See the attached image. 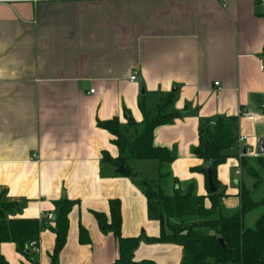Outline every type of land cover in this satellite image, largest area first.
<instances>
[{
    "label": "crops",
    "instance_id": "obj_1",
    "mask_svg": "<svg viewBox=\"0 0 264 264\" xmlns=\"http://www.w3.org/2000/svg\"><path fill=\"white\" fill-rule=\"evenodd\" d=\"M263 63L260 0L0 1V203H17L7 219L41 220L56 212L55 201H75L55 263L56 221L45 218L36 259L7 241L0 253L8 264L113 263L118 241L94 214L111 222L112 199L119 201L123 237L161 235L141 173L132 167L135 176L121 175L117 163L104 160L105 152L115 159L119 150L98 122L118 117L126 125L131 116L139 123L140 103L154 111L168 93L172 110L183 113L154 131V144L175 154L163 168L168 177L160 178L157 159L136 161L150 162L147 175L168 190L175 180L183 192L192 182L210 207L209 163L192 149L199 145L200 125L238 116V145L225 151L228 159L216 170L225 212H237L240 184L245 186L234 177L246 160L240 150L246 146L263 161L264 152L257 154L264 137ZM243 110L251 116H241ZM240 136H246L241 145ZM260 208L246 212L244 227H252L247 215ZM82 228L88 240H81ZM182 256L177 243L146 240L134 253L136 261L157 264H181Z\"/></svg>",
    "mask_w": 264,
    "mask_h": 264
},
{
    "label": "trees",
    "instance_id": "obj_2",
    "mask_svg": "<svg viewBox=\"0 0 264 264\" xmlns=\"http://www.w3.org/2000/svg\"><path fill=\"white\" fill-rule=\"evenodd\" d=\"M173 94L161 98L154 111L148 110L144 102L140 103L144 118L137 123L130 116L128 123L123 125L118 117L99 121L98 125L112 133V142L118 147L119 153L112 159L104 153L107 162L119 163L125 166L121 175L135 176L136 172L129 164L134 159H157L160 162V178L168 177L166 169L175 158L171 149L154 144V131L158 125L169 124L176 117L182 115L172 110ZM264 111V108L262 109ZM126 114L130 115L128 112ZM238 116H229L228 120L218 117L200 125L199 145L192 149L198 158H203L212 165L213 180L217 187V167L226 162L225 153L231 147L237 146L235 124ZM263 162V161H262ZM241 165L255 178V184L260 182L261 175L245 160ZM207 187H208V174ZM149 204V214L162 223L161 235L157 237H123L121 235V211L119 201L112 199L111 217L109 220L103 213H94L105 231H110L118 241L120 254L111 264H157L151 260L136 261L134 253L142 240L149 243L168 242L177 243L183 248L181 264H264V210L256 222L255 227H244V215L257 207H264V198L256 201L251 191L241 185L239 192L241 206L237 212L228 215L222 202L225 195L222 191L211 193L208 197L211 206L207 207L205 195L196 192L191 182L187 191L183 192L180 184L175 180L172 189L163 188L160 180L145 179L142 182ZM209 188V187H208ZM210 190V189H209ZM75 201L61 198L55 201L56 225L53 227L56 242L52 254V263H55L61 249L67 242L69 228V213ZM17 203H0V245L12 241L17 250L29 259L35 260L36 253L30 247L31 241L39 239L40 230L46 227L44 216L41 220L33 219H7V212L15 209ZM166 228L170 233L166 232ZM81 240H88L84 228L80 232ZM223 240V243L220 241ZM28 250V252H27ZM0 264H8L6 258L0 253Z\"/></svg>",
    "mask_w": 264,
    "mask_h": 264
},
{
    "label": "rangeland",
    "instance_id": "obj_3",
    "mask_svg": "<svg viewBox=\"0 0 264 264\" xmlns=\"http://www.w3.org/2000/svg\"><path fill=\"white\" fill-rule=\"evenodd\" d=\"M262 138H264V137H262ZM236 154H238V153H236ZM244 156L246 158V161L250 165H252L256 169V171H258V173L261 175L260 182L257 183V184H255V181H256L255 178L252 175H250L249 172L245 168H243V167L239 168L240 171H241V174L238 175V176L235 175L234 177L236 179H238V180H243L245 186L252 192V195H253L254 199L256 201H260V200H262L264 198V154L262 155L263 156V162L261 161L260 158H257L256 156H254V153L253 152H250L249 150H247V152H246V154H244ZM136 160L137 159H134L133 161H130L129 164L132 167H134L135 170L138 173H141L142 174V175L141 174L138 175V178L141 180V184L144 181V179H155V178H157V176L150 178V176L147 175V173L150 170H152V169H149L148 168V167H150L149 166V163L150 162H147L148 164H144L145 162L142 163V162H139V161H136ZM134 161H135V163H133ZM136 162H139L138 165H137ZM140 166H142V167L143 166H146L147 168L142 171L141 169L139 170V167ZM236 170L237 169H235L234 172H236ZM143 174H145V175L143 176ZM262 208H263V206H261L260 209H257L255 211H253L252 213H250L249 215H247L248 216L247 217L248 218L247 221H248L249 225H252V227H255V225H256V222L254 220V217H256V215H258L259 210H261ZM0 212L2 213V211H0ZM252 218H253V222H252ZM33 256H34V258H36L35 255H33Z\"/></svg>",
    "mask_w": 264,
    "mask_h": 264
},
{
    "label": "water",
    "instance_id": "obj_4",
    "mask_svg": "<svg viewBox=\"0 0 264 264\" xmlns=\"http://www.w3.org/2000/svg\"><path fill=\"white\" fill-rule=\"evenodd\" d=\"M144 91H145V86H144V84H142V92H144ZM259 141H260V143H259V146L257 148V154L264 152V138H261ZM246 151H247V148H246V146H244L243 154L246 153ZM124 169H125L124 165L119 164V163L116 164V169H115L116 172H122V171H124ZM205 171L208 174V187L210 189V192L215 193L216 191H218L219 188L215 185L214 180H213L212 165L209 164L208 167L205 169ZM220 241L223 243L222 239H220ZM27 252H28V250H27Z\"/></svg>",
    "mask_w": 264,
    "mask_h": 264
},
{
    "label": "built area",
    "instance_id": "obj_5",
    "mask_svg": "<svg viewBox=\"0 0 264 264\" xmlns=\"http://www.w3.org/2000/svg\"><path fill=\"white\" fill-rule=\"evenodd\" d=\"M0 1H16V0H0ZM260 1H261V3L264 5V0H260ZM262 66H263V68H264V63H263ZM136 78H137V76H136L135 74L131 76V80H136ZM217 84H218V82H217ZM93 91H94V89L91 90V92H93ZM241 116H248V117H250L251 114H250L248 111L243 110V111L241 112ZM245 138H246V136H240V137L238 138V141H239V144H240V145L244 142V139H245ZM241 148H242V147H241ZM247 150H248V148H247ZM241 151H243V149H241L240 152H241ZM246 152H247V151H246ZM241 155H244V154L241 152ZM255 155H257V154H255ZM44 218H47V219H49V220H52V219L55 218V213H54L53 211H51V213H47V214H45ZM30 247H31V249L33 250V252H35L36 254H38V252L40 251V240L37 239V240L31 241V243H30Z\"/></svg>",
    "mask_w": 264,
    "mask_h": 264
}]
</instances>
